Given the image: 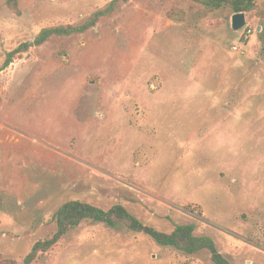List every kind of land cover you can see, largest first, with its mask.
Masks as SVG:
<instances>
[{
	"label": "rangeland",
	"instance_id": "1",
	"mask_svg": "<svg viewBox=\"0 0 264 264\" xmlns=\"http://www.w3.org/2000/svg\"><path fill=\"white\" fill-rule=\"evenodd\" d=\"M0 0V264H22L78 200L170 233L191 225L230 264H264V0L230 7ZM32 264H213L122 227L83 222Z\"/></svg>",
	"mask_w": 264,
	"mask_h": 264
},
{
	"label": "trees",
	"instance_id": "2",
	"mask_svg": "<svg viewBox=\"0 0 264 264\" xmlns=\"http://www.w3.org/2000/svg\"><path fill=\"white\" fill-rule=\"evenodd\" d=\"M129 0H112L106 7L96 11L85 22L80 25L59 26L42 29L35 37L33 44L42 45L50 37H66L76 34H83L96 26L97 22L106 16H110L120 3ZM206 8H221L228 6L234 14L245 13L252 9L260 0H192ZM7 6L11 11L16 10V0H8ZM28 45L22 44L15 50L6 54L5 61L0 71L8 67L14 57L27 50ZM264 52V47H263ZM55 233L50 239L36 242L30 252L26 255L22 264H32L38 254L48 252L55 246L69 231L76 228L83 222H98L108 227H122L135 233H142L149 236L162 247H172L185 255H193L205 251L209 254L213 264H230L217 250L214 242L204 236H196L191 225H177L170 233H164L146 226L131 215L123 206L114 205L107 210L100 209L93 205L78 200H71L63 203L53 214ZM6 264V263H3Z\"/></svg>",
	"mask_w": 264,
	"mask_h": 264
},
{
	"label": "water",
	"instance_id": "3",
	"mask_svg": "<svg viewBox=\"0 0 264 264\" xmlns=\"http://www.w3.org/2000/svg\"><path fill=\"white\" fill-rule=\"evenodd\" d=\"M245 16L244 13H238L233 15L231 26L234 31H240L245 26Z\"/></svg>",
	"mask_w": 264,
	"mask_h": 264
}]
</instances>
